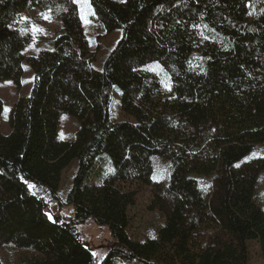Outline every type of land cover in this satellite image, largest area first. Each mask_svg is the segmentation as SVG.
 Returning a JSON list of instances; mask_svg holds the SVG:
<instances>
[{
	"label": "trees",
	"instance_id": "16d2710c",
	"mask_svg": "<svg viewBox=\"0 0 264 264\" xmlns=\"http://www.w3.org/2000/svg\"><path fill=\"white\" fill-rule=\"evenodd\" d=\"M88 3L96 30L121 32L101 71L92 69L74 0L0 3V84L19 88L24 60L33 73L29 96L7 114L10 134L0 133V251L20 253L0 255V264H98L72 232L89 223L113 240L100 264H249L251 241L264 263V155L249 157L264 152V0ZM34 8L59 21L62 34L51 51L25 58L32 38L16 25ZM153 63L160 69L149 70ZM113 88L134 124L109 120ZM61 115L77 122L73 141L57 138ZM102 155L113 175L84 187ZM154 156L170 164L166 185L151 180ZM73 160L77 172L60 202V173ZM193 176L211 178L205 194ZM29 185L70 217L49 219ZM145 190L147 211L164 224L136 242L128 210Z\"/></svg>",
	"mask_w": 264,
	"mask_h": 264
},
{
	"label": "rangeland",
	"instance_id": "374dc122",
	"mask_svg": "<svg viewBox=\"0 0 264 264\" xmlns=\"http://www.w3.org/2000/svg\"><path fill=\"white\" fill-rule=\"evenodd\" d=\"M114 3L123 2V0H111ZM79 8V16L82 24V30L85 40L88 44V50L93 57L92 69L101 71L103 64L108 54L115 47L117 41L121 38L120 31L112 33H104L96 30L95 24L92 21L93 11L89 3L81 4L76 2ZM16 27L31 35V43L29 47L23 51V56L36 58L41 51H51L54 47V41L62 34L60 22L50 18L48 12L39 8L30 9L24 12ZM22 76L20 78L19 88L11 81L2 82L0 84V101H2V115L0 118V133L3 136L10 134V128L7 124V114L12 106L22 98L29 96L33 85V73L26 60L21 64ZM149 70L155 71L160 69L158 63H153L147 66ZM121 92L117 88H113L111 94V102L109 107V116L111 121L115 123L129 122L134 124L132 117H127L121 111ZM57 138L60 141L70 142L75 138L78 125L76 120L69 115H61L58 119ZM264 152L258 148L251 153L249 157L263 156ZM107 155H102L94 164L91 176L84 182V187H92L101 185L108 176L113 175V165L108 159ZM151 164V180L153 182H160L167 184L170 177V164L166 160L154 156L150 157ZM77 172V162L72 161L65 170L60 173V184L57 193L58 200L64 202L68 192L71 189L75 173ZM197 184L201 187L203 194L209 189L211 178L193 176ZM34 186V185H32ZM31 192L40 198H43L47 203L46 213L52 217L51 220L58 219L59 217H70L71 209L61 205L59 211L53 202H49L50 197L43 189L29 187ZM258 195L260 200L264 201V173L260 175ZM147 190L143 191L137 196L136 204L128 211L130 223L128 228L129 237L136 242H142L147 238L156 235L158 229L164 224V219L159 213H150L146 209L150 197ZM261 201V202H262ZM264 203V202H263ZM58 211V212H57ZM72 232L78 237L80 241L86 243L93 257L97 263L100 264L105 260L109 251L113 246V240L110 237L109 231L106 227H98L94 223L79 225L72 228ZM249 264H264L259 247L256 242H249L248 244ZM18 253L15 249L5 248L0 251V255L9 260H14ZM11 262V261H10ZM112 264H126L121 259Z\"/></svg>",
	"mask_w": 264,
	"mask_h": 264
},
{
	"label": "snow or ice",
	"instance_id": "6c2138e0",
	"mask_svg": "<svg viewBox=\"0 0 264 264\" xmlns=\"http://www.w3.org/2000/svg\"><path fill=\"white\" fill-rule=\"evenodd\" d=\"M3 0H0V3H2ZM74 2H78V3H81V4H87L88 3V0H74ZM29 187H34L32 185H29ZM49 219H52V217L49 215Z\"/></svg>",
	"mask_w": 264,
	"mask_h": 264
}]
</instances>
